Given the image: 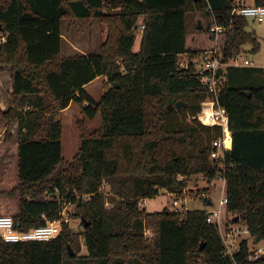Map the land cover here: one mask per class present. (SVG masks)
<instances>
[{
	"label": "trees",
	"instance_id": "trees-1",
	"mask_svg": "<svg viewBox=\"0 0 264 264\" xmlns=\"http://www.w3.org/2000/svg\"><path fill=\"white\" fill-rule=\"evenodd\" d=\"M239 7L236 0H0V74L9 68L13 89L0 120L18 131V179L10 192L18 195L16 229L43 227L75 206L87 251L78 256L79 236L65 224L49 242L0 238V264H264V255L250 259L256 250L246 239L228 256L208 210L147 212L141 205L161 192L182 195L189 186L184 176L219 174L210 153L221 129L195 118L215 97L192 67L179 63L200 53L187 46L188 17L197 14L205 22L201 32L209 34L214 21L227 28L226 63L248 45L257 53L247 18L232 15ZM80 20H99L106 40L97 53L65 56L62 24ZM98 78L107 83L96 103L85 88ZM226 80L218 101L230 116L233 149L222 173L228 198L222 231L243 225L264 242V68L230 66ZM177 102L187 106L167 110ZM72 103L90 119L101 114L102 123L94 132L77 123L80 149L68 161L57 116Z\"/></svg>",
	"mask_w": 264,
	"mask_h": 264
},
{
	"label": "rangeland",
	"instance_id": "rangeland-1",
	"mask_svg": "<svg viewBox=\"0 0 264 264\" xmlns=\"http://www.w3.org/2000/svg\"><path fill=\"white\" fill-rule=\"evenodd\" d=\"M236 3L240 6H248L247 0H236ZM200 16L188 17V36L187 46L192 49L203 48L202 51L208 50L213 43L210 41L209 34L197 30L196 23ZM248 26L246 30L251 32L257 38L260 49L257 53H252V46L248 45L243 48V52L250 62L255 67L264 68V22H258L253 18H248ZM202 21V20H201ZM203 26L205 22H203ZM204 30V29H203ZM141 31V30H140ZM140 31L136 34L135 44L133 47L134 52H138L140 49L141 35ZM63 34V46L62 53L65 56H72L75 54H94L100 49V46L106 40L107 28L99 20L85 21L80 20L73 24L68 21L62 24ZM212 40V39H211ZM224 36H221L218 41V45L222 47ZM10 70L6 68V71L0 74V109L5 111L9 109L11 102V84H10ZM107 83L105 78H98L87 87L86 91L98 103L104 93V84ZM86 105V104H85ZM182 110V109H181ZM57 119L62 123L63 138H62V155L68 161L73 160L80 149V135L77 128V123L84 121L89 131L94 132L101 127L102 119L101 114H98L94 119L88 118L83 113V108L79 104L72 103L69 108L61 112ZM17 143H18V131L17 125H7L5 122L0 121V216H11L18 213V195H11L10 192L17 185L18 177V162H17ZM214 189H210V194ZM209 194V195H210ZM220 189H215L210 195V199L214 204L212 209H216L221 199ZM194 199V198H192ZM170 198L166 193L146 200L144 208L147 212H159L165 208L170 209ZM187 210L190 212L211 210L210 207H206L204 200H188ZM66 210V218L69 220L67 225L73 233L79 236V248L80 252L78 256L83 258L87 255V251L84 244V238L81 236L83 227L81 220L77 218V211L75 206L68 205L64 208ZM64 228V227H63ZM249 244L253 249H260L264 247V242L256 243L252 239H249ZM71 247V246H70ZM72 252L75 255L74 249L71 247ZM73 261H65V264H73ZM75 264H95L93 262H87L80 260ZM130 264H140L136 260H131Z\"/></svg>",
	"mask_w": 264,
	"mask_h": 264
},
{
	"label": "built area",
	"instance_id": "built-area-1",
	"mask_svg": "<svg viewBox=\"0 0 264 264\" xmlns=\"http://www.w3.org/2000/svg\"><path fill=\"white\" fill-rule=\"evenodd\" d=\"M232 15H240L245 18H253L258 22H264V6H240L235 9ZM144 29V27L142 28ZM227 28L222 25H218L213 22L209 27V37L213 45L208 49L201 51L196 56L190 58L184 55L179 63L180 69L187 70L193 68L196 72L198 79L206 86L214 95L215 99L209 102H204L201 105V111L195 117L200 124L210 128H220L221 136L216 139L212 144V151L210 158L214 162H219L221 168L216 178L210 179L205 174H199L195 176H184L182 181H189L188 188L182 195L166 193L171 201L170 209L175 212H186L187 201L190 200H207L206 207H210L208 210L210 216L207 219L209 224L216 225L221 232L222 240L226 248V254L231 258L239 251L240 242L243 239L249 241L251 238L249 230L243 226L234 224L223 233L221 226L222 207L228 204V198L224 196V184L225 177L222 173L225 172V157L226 154L233 149V133L231 130L230 116L227 110L222 107L218 101V96L221 89L226 83V70L228 67H255L252 62L248 60L245 53L240 52L232 58V60L226 63L223 59V49L218 45L219 38L225 35ZM212 39V40H211ZM4 39L0 38V43L4 42ZM120 63V61H118ZM222 69L223 73L218 74V71ZM220 189L221 199L216 209H212L214 204L210 195L215 189ZM210 189H214L210 194ZM210 194V195H209ZM108 195V194H106ZM194 198V199H192ZM146 201H142L141 205H145ZM211 203V205H208ZM66 210L63 209L62 216L59 220L49 222L43 227H38L28 232H20L16 229L15 222L11 216H0V238L6 243H30V242H49L57 239L65 224L69 222L65 214ZM145 235L149 241H153V233L151 230H146ZM253 240V239H252ZM254 241V240H253ZM251 247V245H250ZM252 248V247H251ZM255 255L251 260H256L260 256L264 255V247L255 249Z\"/></svg>",
	"mask_w": 264,
	"mask_h": 264
},
{
	"label": "water",
	"instance_id": "water-1",
	"mask_svg": "<svg viewBox=\"0 0 264 264\" xmlns=\"http://www.w3.org/2000/svg\"><path fill=\"white\" fill-rule=\"evenodd\" d=\"M231 1H233V0H231ZM196 28H197V30H199V31H201V30L204 29V26H203V23H202L201 20H197V26H196ZM222 73H223V70L220 69V70L218 71V74L221 75ZM186 106H187V104H185V103H183V102H177L176 104H171V105H169V107H168L167 110L170 111V110L176 109V110L179 111V110L185 108ZM208 205H211V203H208ZM237 220H239V219H237ZM259 242H260V240L257 239V240H256V243H259ZM68 251H69L70 255L74 256V253L72 252V249H71L70 246L68 247Z\"/></svg>",
	"mask_w": 264,
	"mask_h": 264
},
{
	"label": "crops",
	"instance_id": "crops-1",
	"mask_svg": "<svg viewBox=\"0 0 264 264\" xmlns=\"http://www.w3.org/2000/svg\"><path fill=\"white\" fill-rule=\"evenodd\" d=\"M247 4H248V6H250V5H253L254 4V0H247ZM195 50V49H194ZM198 52H201L202 50H203V48H200V49H196ZM263 68V67H262ZM11 81V80H10ZM10 84H11V92L13 93V89H12V83L10 82ZM89 86V85H88ZM87 86V87H88ZM87 87L85 88V89H87ZM0 110H2V111H5L4 109H0ZM1 121V120H0ZM1 122H4V121H1ZM6 123V122H5ZM7 124V123H6ZM8 125V124H7ZM15 125V124H14ZM17 125V124H16ZM17 145H18V143H17ZM18 165V164H17ZM165 193V192H164ZM162 194V192L160 193V195ZM1 211V210H0Z\"/></svg>",
	"mask_w": 264,
	"mask_h": 264
}]
</instances>
